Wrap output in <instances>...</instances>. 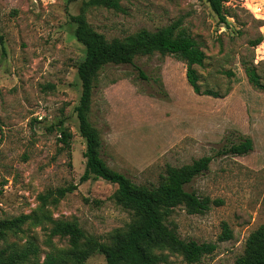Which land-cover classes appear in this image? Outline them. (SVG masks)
I'll return each instance as SVG.
<instances>
[{
    "label": "rangeland",
    "instance_id": "rangeland-1",
    "mask_svg": "<svg viewBox=\"0 0 264 264\" xmlns=\"http://www.w3.org/2000/svg\"><path fill=\"white\" fill-rule=\"evenodd\" d=\"M87 1L0 0V221L31 217L19 233L0 241V249L32 244L39 263L52 254L74 264L67 239L51 235L52 222L75 223L87 236L110 244L131 221V212L114 198L116 185L101 179L78 183L85 140L75 107L84 47L74 37L71 17L83 14L107 41L180 21L201 47L205 60L195 67L201 93L187 83L183 62L158 53L136 55L133 66L109 64L98 73L89 120L106 164L136 184H156L166 166L211 156L207 172L185 189L221 204L202 215L179 206L167 225L182 240L216 244L198 264H233L264 222V92L244 71L254 67L264 85V0H227L226 25L205 0H123L122 11L86 7ZM259 38L263 44L251 46ZM60 120L71 133L69 149L58 142L54 126ZM245 138L252 142L247 155H217ZM70 184L76 190L57 204L39 201L48 190ZM222 222L232 238L219 242ZM157 254L164 258L159 264H186L180 254ZM83 264L106 262L94 253Z\"/></svg>",
    "mask_w": 264,
    "mask_h": 264
},
{
    "label": "trees",
    "instance_id": "trees-1",
    "mask_svg": "<svg viewBox=\"0 0 264 264\" xmlns=\"http://www.w3.org/2000/svg\"><path fill=\"white\" fill-rule=\"evenodd\" d=\"M123 0H88L86 7H104L114 11H122ZM218 21L227 24V14L224 4L227 0H205ZM76 27L75 39L84 47V58L77 66V77L81 84V94L75 113L78 120L80 136L85 140L84 171L79 178V184L88 180L101 179L116 185L114 194L116 202L131 212V221L127 231L122 236H116L110 244L87 236L75 223L54 221L51 235L66 238L69 244V259L74 264H83L94 253L101 254L106 264H159L164 260L158 251L168 250L180 254L186 264H198L201 259L211 255L216 250V244L197 243L192 240L180 239L175 230L167 225L172 211L183 206L189 215H202L212 205H220L218 200L211 201L208 197L198 196L195 192L186 191L185 187L195 178L207 172L212 161L211 156H204L182 167L166 166L164 174L156 184H136L126 175L110 168L101 156V139L96 128L89 120L91 98L94 82L98 73L107 65L134 64L136 55L150 56L158 53L161 56H172L186 66V80L194 93L199 94L198 75L195 67L202 66L205 55L198 43L184 29L180 21L149 32L140 30L125 40L113 39L107 41L96 33L87 23L85 16L79 14L71 17ZM251 46H257L261 39H256ZM138 73H142L137 68ZM249 83L264 92L256 70L252 66H244ZM203 95L219 97L211 91ZM60 120L54 127L59 130L58 142L65 149L70 148L71 133ZM252 150V142L245 138L237 144H231L217 152L219 156H244ZM77 185L48 190L38 197L42 205L57 204L67 194L72 193ZM2 190L0 189V195ZM31 217L19 215L15 218L0 221V241L9 233H19ZM232 233L225 222L221 223L219 242L228 241ZM17 248L14 244L0 249V264H65L66 260L48 254L42 263L37 260V247ZM33 258V259H31ZM233 264H264V222L247 238L243 253Z\"/></svg>",
    "mask_w": 264,
    "mask_h": 264
},
{
    "label": "built area",
    "instance_id": "built-area-1",
    "mask_svg": "<svg viewBox=\"0 0 264 264\" xmlns=\"http://www.w3.org/2000/svg\"><path fill=\"white\" fill-rule=\"evenodd\" d=\"M259 11V10H257ZM253 13V12H252ZM254 14V13H253ZM255 15V14H254ZM263 44V41L257 46V48H259L261 45Z\"/></svg>",
    "mask_w": 264,
    "mask_h": 264
}]
</instances>
